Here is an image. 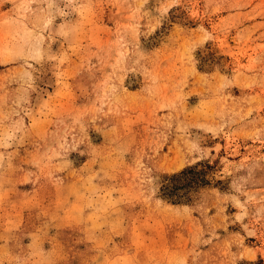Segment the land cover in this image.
Segmentation results:
<instances>
[{
  "label": "rangeland",
  "instance_id": "1",
  "mask_svg": "<svg viewBox=\"0 0 264 264\" xmlns=\"http://www.w3.org/2000/svg\"><path fill=\"white\" fill-rule=\"evenodd\" d=\"M0 264H264V0H0Z\"/></svg>",
  "mask_w": 264,
  "mask_h": 264
},
{
  "label": "trees",
  "instance_id": "2",
  "mask_svg": "<svg viewBox=\"0 0 264 264\" xmlns=\"http://www.w3.org/2000/svg\"><path fill=\"white\" fill-rule=\"evenodd\" d=\"M201 171L202 170L197 171L195 167H187L178 172L172 173L169 176H166V181L168 182L162 186L163 195L168 198L172 195L177 196L175 193L176 191L186 189L187 186L205 183V179H201V176H197L201 173ZM183 180L184 182L181 183Z\"/></svg>",
  "mask_w": 264,
  "mask_h": 264
}]
</instances>
